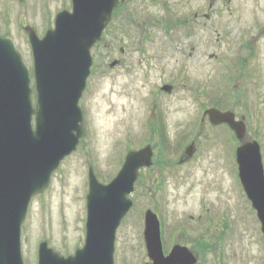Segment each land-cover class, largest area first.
I'll return each instance as SVG.
<instances>
[{"label":"rangeland","instance_id":"1","mask_svg":"<svg viewBox=\"0 0 264 264\" xmlns=\"http://www.w3.org/2000/svg\"><path fill=\"white\" fill-rule=\"evenodd\" d=\"M209 3L131 0L117 9L90 54L92 74L79 101L85 136L52 174L45 192L32 199L22 224L25 264H36L43 239L65 257L81 247L80 202L86 192L81 185L87 167L103 185L118 173L127 149L145 145L154 160L140 170L131 196L134 206L117 231L116 264L139 262L136 235L146 208L163 218L161 225L184 233L202 264L214 257L219 264H263L260 226L236 176L234 148L239 143L226 127L210 125L207 116L202 122V114L228 109L235 120L243 119L245 139L259 143L264 167V30L255 28L264 24V0ZM69 8V0H0V37L13 40L30 69L24 26L42 36L46 24L53 27L54 15ZM114 41L118 47L141 49L120 57L125 71L110 68L118 56ZM162 85L172 91L161 92ZM201 202L210 208L201 222H210L196 220ZM201 236H210L211 242L204 246Z\"/></svg>","mask_w":264,"mask_h":264},{"label":"water","instance_id":"2","mask_svg":"<svg viewBox=\"0 0 264 264\" xmlns=\"http://www.w3.org/2000/svg\"><path fill=\"white\" fill-rule=\"evenodd\" d=\"M119 1L124 0H71V12L56 15L54 28L42 39L31 28L25 29L34 57L36 108L21 54L12 40L0 37V264H23L20 227L29 203L48 187L53 172L84 135L78 101L89 75L90 49ZM207 113L212 124L227 123L239 140L243 138V126L232 115ZM151 156L149 147L129 152L108 185L102 186L90 173L84 246L65 259L44 242L38 264H113L117 226L131 207L127 195L133 191L138 170L150 166ZM236 158L241 184L264 235V174L258 145L245 143L237 149ZM157 224L156 217L148 213V256L161 264ZM176 255L173 252L167 261Z\"/></svg>","mask_w":264,"mask_h":264},{"label":"flooded vegetation","instance_id":"3","mask_svg":"<svg viewBox=\"0 0 264 264\" xmlns=\"http://www.w3.org/2000/svg\"><path fill=\"white\" fill-rule=\"evenodd\" d=\"M160 221L163 224V218H160ZM177 230L178 229L175 228H173L172 230L170 226H161L159 235L163 260H165V258H167L169 254H173V252H176L177 255L174 258V264H202L201 262L203 257H201V255L198 253L199 251L195 252L187 244L188 241L185 240L186 235L182 236L184 233H177ZM201 240L205 242V238L202 236ZM163 262V264H167L165 261ZM143 263L152 264V262L146 257V255Z\"/></svg>","mask_w":264,"mask_h":264}]
</instances>
